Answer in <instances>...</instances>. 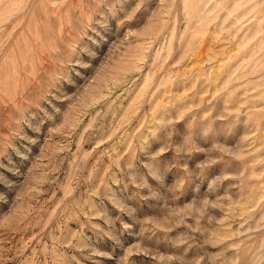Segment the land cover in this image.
I'll return each mask as SVG.
<instances>
[{"label": "rangeland", "instance_id": "obj_1", "mask_svg": "<svg viewBox=\"0 0 264 264\" xmlns=\"http://www.w3.org/2000/svg\"><path fill=\"white\" fill-rule=\"evenodd\" d=\"M0 264H264V0H0Z\"/></svg>", "mask_w": 264, "mask_h": 264}]
</instances>
